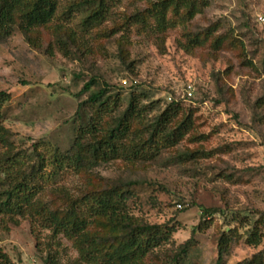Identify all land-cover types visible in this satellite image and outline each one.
I'll list each match as a JSON object with an SVG mask.
<instances>
[{
	"label": "rangeland",
	"instance_id": "374dc122",
	"mask_svg": "<svg viewBox=\"0 0 264 264\" xmlns=\"http://www.w3.org/2000/svg\"><path fill=\"white\" fill-rule=\"evenodd\" d=\"M98 1L59 0L57 20L31 33L35 45L18 30L0 44V92L11 97L3 110L5 144L22 151L30 165L34 144L70 150L73 120L90 81L91 90L105 88L122 99L136 91L161 109L170 99L184 100L194 128L176 148L148 162H84L98 177L66 175L40 199L61 209L66 197L95 185L135 183L129 211L151 224H178L171 247L202 227L184 264H216L218 240L231 229L237 237L221 264L250 259L264 249V241L257 247L244 242L252 222L264 214V22L259 21L264 0H197L206 4L201 13L169 28L163 38L128 20L154 0L108 3L103 22L82 27ZM73 4L79 7L71 9ZM57 26L65 33L66 50L57 45ZM209 28L228 45L215 52L208 44L184 50L186 34L203 35ZM134 129L142 127L137 123ZM201 208L212 216L205 217ZM0 248L15 264H44L48 254L59 264L78 257L71 241L49 230L34 232L27 220L9 233L0 230Z\"/></svg>",
	"mask_w": 264,
	"mask_h": 264
},
{
	"label": "trees",
	"instance_id": "16d2710c",
	"mask_svg": "<svg viewBox=\"0 0 264 264\" xmlns=\"http://www.w3.org/2000/svg\"><path fill=\"white\" fill-rule=\"evenodd\" d=\"M117 1H98L82 19V27L99 25L108 13V3ZM59 6V0H0V44L18 30L28 43L35 45L31 33L50 28L57 20ZM75 7L79 5H71V9ZM204 7L206 4L197 0H154L128 20L163 38L169 28L187 24ZM61 30L55 27V35H59L56 42L66 50L62 39L65 33ZM214 33L209 28L203 35L186 34L184 50L190 52L208 44L215 52L228 45L224 36L214 37ZM262 65L264 70V58ZM93 85L90 81L83 88L88 97L79 104L73 120L75 137L70 150L63 151L45 142L34 144L31 165L22 151H13L12 146L5 144L9 132L3 126V110L11 97L7 92H0V149L3 151L0 153V230L9 233L19 220H27L34 232L42 229L61 235L72 242L78 253L77 259L68 264H184L195 242L194 236L202 227L193 231L192 237L180 246L171 247L178 224H151L129 211L135 183L95 185L78 197H66L68 204L61 209L40 199L45 190L66 175H88V180L89 176H97L84 162L105 165L116 160L148 162L176 148L194 128L192 112L186 114L183 109L184 100L170 99L161 109L159 102L150 101L136 91L122 99L120 94H109L105 88L91 90ZM137 123L142 130L135 131ZM71 150L75 151V157L71 156ZM201 209L205 217L212 216L211 211ZM236 237L232 229L222 232L216 264L223 262ZM263 241L264 214H261L252 222L244 242L257 247ZM0 264H15L1 248ZM44 264L59 263L48 254ZM237 264H264V249Z\"/></svg>",
	"mask_w": 264,
	"mask_h": 264
},
{
	"label": "built area",
	"instance_id": "2783aa9c",
	"mask_svg": "<svg viewBox=\"0 0 264 264\" xmlns=\"http://www.w3.org/2000/svg\"><path fill=\"white\" fill-rule=\"evenodd\" d=\"M259 21L264 22V16H260L259 17ZM123 83H124V85H127L126 81H124ZM186 95H187L188 98L192 97V88H191V86H189L188 89L186 90Z\"/></svg>",
	"mask_w": 264,
	"mask_h": 264
}]
</instances>
